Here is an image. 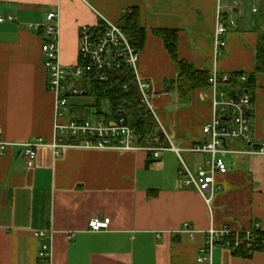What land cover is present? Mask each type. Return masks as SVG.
<instances>
[{"label": "crops", "instance_id": "1", "mask_svg": "<svg viewBox=\"0 0 264 264\" xmlns=\"http://www.w3.org/2000/svg\"><path fill=\"white\" fill-rule=\"evenodd\" d=\"M218 10L227 34L216 54ZM52 11L58 13L65 66L77 62L81 26L102 19L121 26L130 15L136 18L145 32L137 49L139 74L150 83L163 143L171 141L180 156L172 150L154 158L144 150L82 147L61 148L55 156L50 146H41L27 167L20 144L35 137L51 142L54 134L44 37L27 24L43 22ZM0 15L16 18L0 22V126L8 144L0 153V264H264V248L245 256L215 246L209 260H198L211 226L258 223L264 232V154L254 153L264 140V73L256 75L251 97L250 138L227 141L235 152L224 155L228 171L215 173L207 203L179 171L187 167L197 175L207 169L209 155L188 148L206 139L202 127L212 116L211 92L199 88L185 97L169 87L177 69L158 33L173 31L177 59L195 69L247 76L264 31V0H0ZM82 99H71L80 119L94 112ZM95 215L110 218L106 229H88ZM43 243L51 249L48 261L39 257Z\"/></svg>", "mask_w": 264, "mask_h": 264}, {"label": "built area", "instance_id": "2", "mask_svg": "<svg viewBox=\"0 0 264 264\" xmlns=\"http://www.w3.org/2000/svg\"><path fill=\"white\" fill-rule=\"evenodd\" d=\"M11 15H0V22L15 20ZM226 17L218 10L217 23L214 30L215 53L225 46L227 34ZM234 25L235 22L231 21ZM29 29H34L43 34L41 49L44 54L43 65L47 70V87L54 95V124L53 139L46 142L42 137H35L21 143L22 153L27 167H31L36 158L37 148L50 146L54 155L59 156V149L66 147H82L89 149H120L144 150L156 158L162 150H172L180 156V148L171 141L165 146L161 135L154 134L145 143H138L134 128L127 123L123 116L113 123L106 122L95 115L80 119L72 110L71 99L82 94V87H78L81 80L98 79L106 81L110 71L120 69L122 66L132 70L134 79L132 83L138 89V104L148 110L155 118V110L151 101L150 83L140 77L138 70L139 54L130 43L129 38L122 28L111 21L102 19L96 26L83 25L79 29L78 59L74 65L65 66L59 59V23L58 13L49 12L43 22L27 24ZM230 74H218L215 70L209 75L208 90L211 92L212 116L202 127L206 139L196 142L188 151L205 153L209 155L206 160L207 169L200 168L197 175H193L187 167L179 171L185 185H193L203 196L214 182L215 173L226 174L228 171L224 155L234 153L227 141L230 139L250 138V110L251 97L239 87L229 85ZM247 77H240L245 82ZM227 86L219 89V85ZM127 87V85H124ZM95 114V113H94ZM0 126V153L8 145L1 138ZM252 152V151H247ZM254 153L264 154V140H262ZM205 197V196H204ZM209 203L210 198L205 197ZM108 216H92L87 223L88 229L97 231L106 229L109 225ZM186 225V224H185ZM190 235L195 232L188 228ZM43 237L44 231L36 232ZM206 241L200 249L199 261L209 260L215 246H224L233 253L245 250L252 254L254 250L264 247V234L258 223L245 229H233L224 224L219 227L211 226L205 231ZM51 249L43 243L39 257L48 261Z\"/></svg>", "mask_w": 264, "mask_h": 264}, {"label": "trees", "instance_id": "3", "mask_svg": "<svg viewBox=\"0 0 264 264\" xmlns=\"http://www.w3.org/2000/svg\"><path fill=\"white\" fill-rule=\"evenodd\" d=\"M120 27L136 49L142 47L145 32L143 28L138 26L133 15H130ZM158 33L165 39L177 69V77L168 82L170 83L169 87L177 88L185 97L192 90L208 88V71L195 69L189 62L177 59L174 44L175 33L166 30H160ZM259 73H264V31L259 34L254 70L246 76L245 82L240 80V77L244 74L243 72H234L230 75L228 83L233 88L239 87L241 91H246L252 97L256 75ZM133 79L132 70L122 66L120 69L110 71L109 78L106 81L87 80L86 85L82 87L81 95L93 98V103L89 108H93L95 115L103 118L106 122L113 123L118 117L123 116L127 123L134 128L138 143H145L154 134H159L163 138L156 119L148 110L139 106V92L132 83ZM124 85H127V87H124ZM102 102H106V108H103ZM237 254L249 255L245 250H241Z\"/></svg>", "mask_w": 264, "mask_h": 264}, {"label": "rangeland", "instance_id": "4", "mask_svg": "<svg viewBox=\"0 0 264 264\" xmlns=\"http://www.w3.org/2000/svg\"><path fill=\"white\" fill-rule=\"evenodd\" d=\"M86 83H87V81L86 80H81L80 79V81H79V83L77 84L78 85V87H83L84 85H86ZM78 97H82V98H84V99H82V101H83V103L84 104H91V103H93V98L92 97H90V96H85V95H80V96H78ZM77 97V98H78ZM70 102L72 103V100H70ZM102 105H103V108H106V106H107V104H106V102H102ZM90 106H88V108H89ZM93 109V108H92ZM156 108L154 107V110H155ZM156 111V110H155ZM83 117H90V119H92V120H94V117H95V114H94V112H92V111H90V112H85L84 114H83ZM155 119H156V121H157V118L155 117Z\"/></svg>", "mask_w": 264, "mask_h": 264}]
</instances>
